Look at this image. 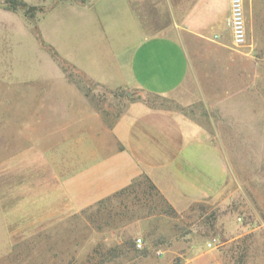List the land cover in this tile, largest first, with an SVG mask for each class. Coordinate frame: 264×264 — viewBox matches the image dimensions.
Listing matches in <instances>:
<instances>
[{"label": "crops", "instance_id": "1", "mask_svg": "<svg viewBox=\"0 0 264 264\" xmlns=\"http://www.w3.org/2000/svg\"><path fill=\"white\" fill-rule=\"evenodd\" d=\"M240 2L252 46L264 47V0ZM229 12L230 0H59L31 20L0 4V264H50L42 257L71 237L76 214L141 176L178 211L226 198L253 158L229 128L249 126L252 144L264 129V99L239 69L222 68L218 103L216 88L204 89L201 125L143 102L107 124L65 68L109 89L176 97L190 76L177 20L189 37L224 45Z\"/></svg>", "mask_w": 264, "mask_h": 264}, {"label": "rangeland", "instance_id": "2", "mask_svg": "<svg viewBox=\"0 0 264 264\" xmlns=\"http://www.w3.org/2000/svg\"><path fill=\"white\" fill-rule=\"evenodd\" d=\"M57 1L26 0L20 10L35 20L47 4ZM231 3L222 35L224 45L214 44L209 38L189 37L182 29L184 23L177 20L176 28L190 59V76L176 97L129 88L109 89L87 80L69 65L65 71L107 124L117 121L131 104L143 102L183 110L205 125L210 111L205 108L202 93L206 87L216 88L212 99L219 102L223 67L225 71L239 69L246 88L257 87L263 94L260 102L264 99V47L252 46L243 10L244 41L235 43ZM29 6L35 8L28 11ZM163 23H169L168 16L164 15ZM263 35L258 36L262 39ZM210 128L215 133L219 121H213ZM229 130L234 140L242 139L243 154L247 158L253 154V158L243 160L239 175H232L226 198L195 202L178 211L141 176L122 194L76 214L73 233L68 234L74 238L53 241L51 254L42 258L50 264H264V129L260 127L258 142L253 144L247 134L252 132L249 126ZM137 237L143 239L142 248L134 243Z\"/></svg>", "mask_w": 264, "mask_h": 264}, {"label": "built area", "instance_id": "3", "mask_svg": "<svg viewBox=\"0 0 264 264\" xmlns=\"http://www.w3.org/2000/svg\"><path fill=\"white\" fill-rule=\"evenodd\" d=\"M238 3H241L240 0H232L231 3V24L233 28V35H234V41L237 44H241L244 41V33H243V15L240 16V12L238 9ZM235 8V9H234ZM242 8V6H241ZM242 17V18H241ZM134 243L136 247L142 248L143 247V239L141 237H137L134 240Z\"/></svg>", "mask_w": 264, "mask_h": 264}, {"label": "trees", "instance_id": "4", "mask_svg": "<svg viewBox=\"0 0 264 264\" xmlns=\"http://www.w3.org/2000/svg\"><path fill=\"white\" fill-rule=\"evenodd\" d=\"M0 4L3 5V6L6 7V8L12 9V10H18V9H22V8L25 7V3H24L22 0H0ZM47 47L52 51V54H53L56 58L60 59L59 56H58V54H57V52H56L53 48H51V47L48 46V45H47ZM62 63H63V65H64V62H63V61H62ZM142 177H144L146 180H148V181L151 183V186H154V184L150 181V179H149L148 177H146V176H142ZM137 179H138V178H137ZM135 181H136V180H135ZM135 181H133V183H134ZM133 183H132L131 185H129L128 187H126V188H124V189H122V190H120V191L114 193L113 195H110V196H108V197L102 199V200L99 201V202H100V203H101V202H104V201L108 200V199H109L110 197H112V196H115V195H117V194H119V195L122 194L124 191H126L128 188H130V187L133 185ZM154 187H155V186H154ZM99 202H98V203H99Z\"/></svg>", "mask_w": 264, "mask_h": 264}, {"label": "bare ground", "instance_id": "5", "mask_svg": "<svg viewBox=\"0 0 264 264\" xmlns=\"http://www.w3.org/2000/svg\"><path fill=\"white\" fill-rule=\"evenodd\" d=\"M238 6V9H239V12H240V16H242V8H241V3H238L237 4ZM235 9V8H234ZM242 18V17H241ZM242 26H243V33H244V24L242 23Z\"/></svg>", "mask_w": 264, "mask_h": 264}, {"label": "water", "instance_id": "6", "mask_svg": "<svg viewBox=\"0 0 264 264\" xmlns=\"http://www.w3.org/2000/svg\"><path fill=\"white\" fill-rule=\"evenodd\" d=\"M35 7L34 6H29L28 7V11H31V10H33Z\"/></svg>", "mask_w": 264, "mask_h": 264}]
</instances>
